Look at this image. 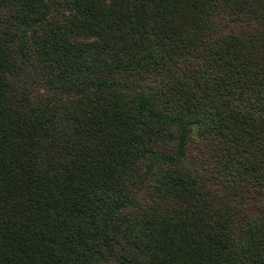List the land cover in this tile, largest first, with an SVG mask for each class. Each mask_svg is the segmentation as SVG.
<instances>
[{"label": "trees", "instance_id": "16d2710c", "mask_svg": "<svg viewBox=\"0 0 264 264\" xmlns=\"http://www.w3.org/2000/svg\"><path fill=\"white\" fill-rule=\"evenodd\" d=\"M0 264H264V0H0Z\"/></svg>", "mask_w": 264, "mask_h": 264}]
</instances>
